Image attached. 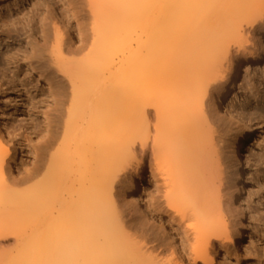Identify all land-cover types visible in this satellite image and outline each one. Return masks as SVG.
I'll use <instances>...</instances> for the list:
<instances>
[{"label": "bare ground", "instance_id": "6f19581e", "mask_svg": "<svg viewBox=\"0 0 264 264\" xmlns=\"http://www.w3.org/2000/svg\"><path fill=\"white\" fill-rule=\"evenodd\" d=\"M13 1L0 3V16ZM84 1L88 22L78 45L64 40V16L43 19L53 22L51 62L69 94L29 59L50 107L31 131L37 142L22 179L7 176L17 151L0 115V249L7 254L0 264H213L217 245L234 251L250 228L246 170L254 156L246 152L251 124L230 101L235 131L224 188L213 143L219 128L207 115L240 72L260 69L264 0ZM34 22L11 25L29 38ZM144 158L155 208L183 225L186 261L183 246L166 251L155 232L151 238L142 229L140 245L124 233L123 208L135 210Z\"/></svg>", "mask_w": 264, "mask_h": 264}, {"label": "rangeland", "instance_id": "374dc122", "mask_svg": "<svg viewBox=\"0 0 264 264\" xmlns=\"http://www.w3.org/2000/svg\"><path fill=\"white\" fill-rule=\"evenodd\" d=\"M9 1L0 0V3L5 2L6 5ZM12 3L4 9L0 16V115H3L8 129L14 131L17 151L14 162H11L7 169V176L10 179H22L31 168L33 159H30V152L37 142V137L31 131L42 125L45 113L50 107L47 100L49 92L46 89V83L43 80L38 81V75L31 71L30 57L38 58L40 65L46 67L52 76H57L56 68L52 65L50 57L52 44L55 41L53 24H51L53 22L51 20L46 23L43 19L51 17L52 13L64 16L68 21L64 31V40L66 39V43L74 46L78 45L81 33L85 32L88 20L83 13L84 0H15ZM26 17H32L35 20L34 30L29 38H27L29 33L25 34L19 25H11V22H18ZM73 17H75L76 24ZM43 35L45 38L42 37ZM263 35L257 36L262 37ZM56 79L62 91L61 94H69L70 87L67 78L59 74ZM26 81H31L33 85L27 84ZM230 101L242 106L245 117L248 118L252 128L246 152L254 157L253 164L246 170L248 178L245 194L247 211L251 219L250 228L244 240L237 245L234 251L225 252L221 247L216 246L213 264H264V55L257 74L248 75L240 72L234 89L225 96L222 105L214 102L212 110L210 109V116L207 115L208 119L213 116V121H217L216 123L214 121V125L212 123L214 130L219 128L216 130L219 133L214 132L216 135L213 136V143L218 152L216 153L219 158L217 160H220L219 169L225 173L224 188L230 184L229 140L235 131L231 114L225 106ZM209 108L207 107L208 110ZM143 162V174L134 198L133 208L135 210L132 212L127 207L123 208L127 213L124 217L127 221L124 233H128L130 241L135 244L138 242L137 245H140L142 229H145L151 238L152 233L155 232L163 239L166 251L170 248L180 251V247L183 246L182 250H184L181 252L186 261L187 258L190 259V251L187 245L184 246L186 236H184L183 225L177 224V220L172 221L162 211L155 208L151 201H154L152 198L155 195V178L148 171L147 159L144 158ZM10 187L16 188L15 186ZM130 212L133 214L131 215ZM187 235L191 239L190 235ZM12 249L13 244L10 243L5 246L4 252ZM1 252L0 260L2 261L7 254L4 253V256ZM198 264L203 263L198 261Z\"/></svg>", "mask_w": 264, "mask_h": 264}]
</instances>
